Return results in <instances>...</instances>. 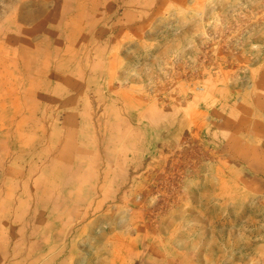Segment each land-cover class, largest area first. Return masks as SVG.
<instances>
[{"label":"rangeland","instance_id":"rangeland-1","mask_svg":"<svg viewBox=\"0 0 264 264\" xmlns=\"http://www.w3.org/2000/svg\"><path fill=\"white\" fill-rule=\"evenodd\" d=\"M0 264H264V0H0Z\"/></svg>","mask_w":264,"mask_h":264}]
</instances>
